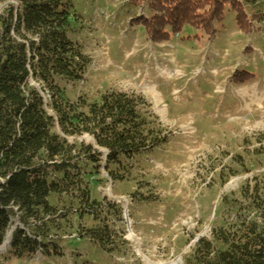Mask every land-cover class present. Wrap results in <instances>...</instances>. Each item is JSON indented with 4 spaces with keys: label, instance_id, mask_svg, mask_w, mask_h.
I'll use <instances>...</instances> for the list:
<instances>
[{
    "label": "rangeland",
    "instance_id": "rangeland-1",
    "mask_svg": "<svg viewBox=\"0 0 264 264\" xmlns=\"http://www.w3.org/2000/svg\"><path fill=\"white\" fill-rule=\"evenodd\" d=\"M245 1L249 33L239 30L227 4L212 35L185 28L156 44L135 22L148 19L145 3H73L69 38L90 66L82 81L60 84L64 98L92 104L110 92L140 96L169 143L125 164L130 174L123 181L112 182L103 170L85 178L92 200L121 208V221L109 218L107 225L116 233L117 253L106 257L80 241L77 231L99 223L71 214L78 211L72 200L50 196L58 214L42 231L47 250L59 255L37 252L18 261L10 257V239L0 264H194L199 241L234 224V214L220 210L221 200L242 202L241 189L264 176V0ZM245 73L250 80L235 78ZM16 229H24L17 214L7 234Z\"/></svg>",
    "mask_w": 264,
    "mask_h": 264
},
{
    "label": "trees",
    "instance_id": "trees-1",
    "mask_svg": "<svg viewBox=\"0 0 264 264\" xmlns=\"http://www.w3.org/2000/svg\"><path fill=\"white\" fill-rule=\"evenodd\" d=\"M76 1L0 0V249L17 214L24 229L14 231L9 254L18 261L37 252L59 255L47 250L48 237L42 231L58 214L48 202L50 196L72 200L79 212L71 214L99 223L96 229L77 231L80 241L98 246L106 257L117 253L116 233L107 225L109 218L121 221V208L92 200L85 178L103 170L112 182L123 181L130 174L125 164L165 147L170 139L151 106L135 94L110 92L92 104L64 98L60 84L82 81L90 66L82 48L69 38ZM237 1L131 3L134 8L145 3L148 19L135 22L156 44L185 28L212 35L227 4L236 12L239 30L249 33L241 6L245 0ZM235 78L244 83L251 76ZM83 137L91 143L79 141ZM240 193L242 202L221 200L220 210L233 213L234 224L214 230L211 240H200L194 264H264V176Z\"/></svg>",
    "mask_w": 264,
    "mask_h": 264
},
{
    "label": "bare ground",
    "instance_id": "bare-ground-1",
    "mask_svg": "<svg viewBox=\"0 0 264 264\" xmlns=\"http://www.w3.org/2000/svg\"><path fill=\"white\" fill-rule=\"evenodd\" d=\"M11 236H12L11 233H8V234L6 235V238H5L4 244H3L2 248L0 249V252L3 253V252H5V251L8 249V246H9V243H10Z\"/></svg>",
    "mask_w": 264,
    "mask_h": 264
}]
</instances>
